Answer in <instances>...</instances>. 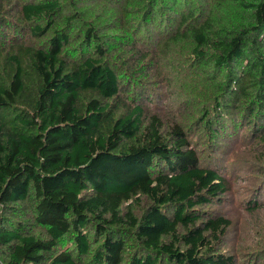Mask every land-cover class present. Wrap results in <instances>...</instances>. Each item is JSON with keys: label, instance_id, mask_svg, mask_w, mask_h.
<instances>
[{"label": "trees", "instance_id": "obj_1", "mask_svg": "<svg viewBox=\"0 0 264 264\" xmlns=\"http://www.w3.org/2000/svg\"><path fill=\"white\" fill-rule=\"evenodd\" d=\"M231 6L190 26L182 0H0V264H236L220 252L232 221L206 209L227 173L202 164L180 119L133 105L150 100L131 78L150 56L143 28L175 12L169 39L189 38L219 92L196 129L258 136L264 0Z\"/></svg>", "mask_w": 264, "mask_h": 264}, {"label": "rangeland", "instance_id": "obj_2", "mask_svg": "<svg viewBox=\"0 0 264 264\" xmlns=\"http://www.w3.org/2000/svg\"><path fill=\"white\" fill-rule=\"evenodd\" d=\"M231 4L232 0H182V9L195 10L194 20L189 22L192 26L205 19L217 23L227 17ZM97 12L100 18L108 14L104 4H99ZM166 13L172 23L166 20L156 29L145 26L138 37V50L149 51L150 56L144 62L146 69L131 78L136 80L135 84H143V97H149L150 106L137 101L132 104H142L147 114H161L167 124L180 119L200 151L202 164L211 167L214 165L210 161H215L214 168L224 169L229 189L221 202L206 207L232 221L220 252L233 256L236 264H264V138L257 139L259 133L264 134V125L259 126L258 136H254L252 126L238 123L233 126L236 139L227 141L222 137L218 141L206 130L196 129L203 111H210L214 118L218 116L214 99L219 92L215 90L213 70H204L194 61L189 38L177 42L169 39L180 24V17L172 11ZM133 65L134 62L131 68ZM126 109H121L119 115ZM229 119L226 124L233 125ZM232 132L228 131L227 136L233 137Z\"/></svg>", "mask_w": 264, "mask_h": 264}]
</instances>
